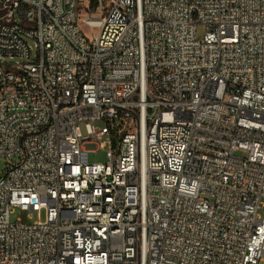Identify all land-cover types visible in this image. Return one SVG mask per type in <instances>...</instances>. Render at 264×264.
<instances>
[{
  "label": "built area",
  "instance_id": "built-area-1",
  "mask_svg": "<svg viewBox=\"0 0 264 264\" xmlns=\"http://www.w3.org/2000/svg\"><path fill=\"white\" fill-rule=\"evenodd\" d=\"M0 57V264L264 259V0H1Z\"/></svg>",
  "mask_w": 264,
  "mask_h": 264
},
{
  "label": "rangeland",
  "instance_id": "rangeland-1",
  "mask_svg": "<svg viewBox=\"0 0 264 264\" xmlns=\"http://www.w3.org/2000/svg\"><path fill=\"white\" fill-rule=\"evenodd\" d=\"M0 2H1V0H0ZM82 29H83V26H82ZM84 31L87 32V28H84ZM204 33H205V28L202 26H199L197 28V32H196L197 38L202 39ZM29 44H30V46H32L33 49L35 48V46H34L35 42L33 40H30ZM101 126H102V124L100 122L95 123V128H99ZM81 132H82V134H85L84 126H81ZM97 147L98 146L95 143H88L85 145V148L87 150L94 151V152H91L89 154L88 160L90 163H95V162L103 163V162H105L104 151L97 149ZM5 167H6V161L3 159H0V173L5 169ZM261 203L264 205V199H262ZM10 219H11V221H15L16 219H21V221L23 223L31 224V223L35 222L38 218H37L35 213H29V212H25V211L16 210V211H14V213L11 214ZM41 219L42 220L44 219V215L41 216ZM259 264H264V259L262 261H260Z\"/></svg>",
  "mask_w": 264,
  "mask_h": 264
},
{
  "label": "bare ground",
  "instance_id": "bare-ground-1",
  "mask_svg": "<svg viewBox=\"0 0 264 264\" xmlns=\"http://www.w3.org/2000/svg\"><path fill=\"white\" fill-rule=\"evenodd\" d=\"M83 18H76V29H82ZM45 68H53V61H45ZM24 74V67L8 66L0 57V75Z\"/></svg>",
  "mask_w": 264,
  "mask_h": 264
}]
</instances>
